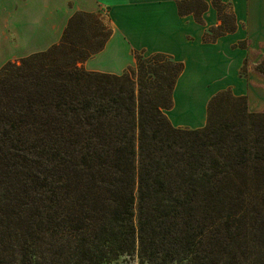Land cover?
Instances as JSON below:
<instances>
[{"label": "trees", "instance_id": "1", "mask_svg": "<svg viewBox=\"0 0 264 264\" xmlns=\"http://www.w3.org/2000/svg\"><path fill=\"white\" fill-rule=\"evenodd\" d=\"M211 4L205 43L237 27ZM176 5L203 23L204 0ZM110 35L78 11L59 43L0 68V264H264V112L223 90L203 127H175L183 64L135 51L121 75L85 70Z\"/></svg>", "mask_w": 264, "mask_h": 264}, {"label": "crops", "instance_id": "2", "mask_svg": "<svg viewBox=\"0 0 264 264\" xmlns=\"http://www.w3.org/2000/svg\"><path fill=\"white\" fill-rule=\"evenodd\" d=\"M177 1L180 0H16V10H21L27 30L26 36L17 35L18 43L24 41L19 58L59 43L73 13H97L110 28L111 35L101 51L81 64L85 70L121 75L135 65V51L163 53L183 64L174 88L181 96L179 109L175 111L173 102L167 111L173 126L190 129L204 126L208 100L223 89H231L234 96L245 95L249 109L261 111L263 104L255 98L256 91L238 77L244 50L232 49L235 39L228 40L235 34L238 22L235 32L219 37L214 43H204L206 30L219 24L216 11L209 5L202 16L203 24H199L191 14H178ZM234 52L242 55L234 67V79L226 81L227 56ZM199 83L206 89L200 99L194 97L193 90L182 88ZM195 103L200 106L194 107Z\"/></svg>", "mask_w": 264, "mask_h": 264}, {"label": "rangeland", "instance_id": "3", "mask_svg": "<svg viewBox=\"0 0 264 264\" xmlns=\"http://www.w3.org/2000/svg\"><path fill=\"white\" fill-rule=\"evenodd\" d=\"M204 1H206L208 6L209 5L212 6L211 4L212 0H204ZM224 2L229 3L231 5L232 12L233 14H235L236 22H238V27L235 34H233V36L228 39V40L235 39V42H233L231 48L232 49L238 48L244 50L243 52L244 54L242 58H241L242 55L241 52L228 53L227 61L229 62V64L227 65L226 67L227 70L225 71L226 81H231L234 79L235 76L234 67L236 66L240 58H241V63L239 65V69L237 70V72H240L241 66L243 65L244 61H246L245 75L242 77L238 73L239 74L238 77L240 81H242V83H247V85L251 86L252 90L256 91L255 98L256 99L258 98L259 102L263 104L260 109L261 111H257V112H264V78L259 76V74H257L255 71L256 64L262 57H264V0H224ZM101 10L103 12H106L105 8H101ZM17 19L18 21H16ZM23 21L24 20L22 18L21 10L20 12L16 10V0H0V68H2V66L7 62H15L18 64L19 60L21 59L19 58L20 50H21L20 45H22L24 41L21 40L18 43L17 35L20 37H24L27 35V30L25 29V25ZM239 41H244L245 43L244 49L236 46L234 47V45L237 44ZM223 50L225 51V45H223ZM137 52L144 53L143 51H137ZM144 54L148 55V53H144ZM182 88L187 90H193L194 97L198 99H200L201 96L204 97L206 90L205 86L202 85V83H199V85L195 87L184 86ZM227 90H229L232 93L231 89H227ZM185 97H188V95L185 94ZM173 102L175 106V111H177L179 109V104L181 103V96H179V91L174 92L173 90L172 105ZM193 106L199 107L200 105L199 103L198 104L195 103L193 104ZM247 107L248 110L252 112L249 109L248 100H247ZM165 114L168 120L170 121L167 115V111L165 112ZM110 264H139V263L136 258H122Z\"/></svg>", "mask_w": 264, "mask_h": 264}]
</instances>
